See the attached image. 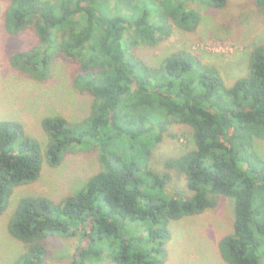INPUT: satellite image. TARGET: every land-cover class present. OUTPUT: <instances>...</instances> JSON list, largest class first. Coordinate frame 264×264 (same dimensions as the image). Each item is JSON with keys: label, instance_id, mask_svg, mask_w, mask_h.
Returning <instances> with one entry per match:
<instances>
[{"label": "trees", "instance_id": "obj_1", "mask_svg": "<svg viewBox=\"0 0 264 264\" xmlns=\"http://www.w3.org/2000/svg\"><path fill=\"white\" fill-rule=\"evenodd\" d=\"M4 1L12 66L49 84L59 61L72 63L73 94L90 104L83 117L45 116V149L21 121L0 119V216L18 188L70 155L87 149L100 163L61 200L24 194L12 204L4 218L25 251L7 264H51V245L68 246L66 264H166L171 226L222 197L232 201L233 226L219 240L221 257L264 264V157L256 148L264 139V35L228 85L190 50L153 63L139 53L176 27H196L202 14L192 4L221 9L228 0ZM253 2L264 16V0ZM173 122L190 127L191 147L158 172L151 164Z\"/></svg>", "mask_w": 264, "mask_h": 264}, {"label": "rangeland", "instance_id": "obj_2", "mask_svg": "<svg viewBox=\"0 0 264 264\" xmlns=\"http://www.w3.org/2000/svg\"><path fill=\"white\" fill-rule=\"evenodd\" d=\"M253 1L228 0L227 5L221 9H213L203 3L192 4L202 14V21L196 27L186 30L176 27L172 35L159 45L145 46L139 49V53L153 63L176 50H190L205 63L218 66L226 83L231 85L246 71L245 61L249 48L264 35V16ZM5 7L6 1L0 0V119L21 121L27 133L38 139L45 149L48 137L42 127L43 118L52 113L71 118L83 117L89 112L90 100L73 94L71 77L75 65L72 63L59 61V69L62 64L61 74L55 76L49 84L37 82L12 66L10 56L7 55L10 48L7 38L12 36L5 33L3 24ZM191 25H194V20ZM34 41L33 38L27 39L21 47H27ZM16 46L19 47V40ZM191 140L188 125L175 122L168 124L163 141L156 150L152 168L163 172L164 159L187 150L191 147ZM256 148L264 157V139L257 140ZM95 157L94 153L83 149L67 157L57 168L48 169L45 164L46 170L38 181L16 190L7 211L0 216V264L16 261L25 251L24 243L10 233L4 218L12 204L15 202L17 205L24 194H39L61 200L72 186H82L89 171L95 172L100 167ZM179 184L184 185L180 181ZM232 211V201L222 197L216 208L172 225L173 234L168 243L169 257L166 264H228L221 257L218 243L223 235L232 232ZM50 251L51 258L48 260L51 264H66L70 259L68 246L62 249L51 245Z\"/></svg>", "mask_w": 264, "mask_h": 264}]
</instances>
